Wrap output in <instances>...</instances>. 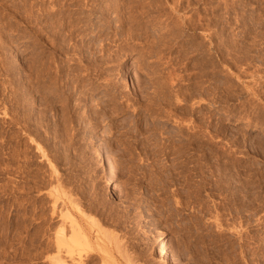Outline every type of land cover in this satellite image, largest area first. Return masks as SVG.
Instances as JSON below:
<instances>
[{
    "label": "rangeland",
    "instance_id": "obj_1",
    "mask_svg": "<svg viewBox=\"0 0 264 264\" xmlns=\"http://www.w3.org/2000/svg\"><path fill=\"white\" fill-rule=\"evenodd\" d=\"M75 219L90 264H264V0H0V264Z\"/></svg>",
    "mask_w": 264,
    "mask_h": 264
},
{
    "label": "bare ground",
    "instance_id": "obj_2",
    "mask_svg": "<svg viewBox=\"0 0 264 264\" xmlns=\"http://www.w3.org/2000/svg\"><path fill=\"white\" fill-rule=\"evenodd\" d=\"M75 14V13H74ZM81 17V16H80ZM89 17V16H88ZM87 17V18H88ZM78 18V17H77ZM92 23V22H91ZM89 24V23H88ZM93 24V23H92ZM83 26V25H82ZM85 26V25H84ZM80 51V50H79ZM84 57V56H83ZM82 58V57H81ZM80 62V61H79ZM130 64V63H129ZM81 65V64H80ZM89 65V64H88ZM125 66V65H124ZM123 66V67H124ZM86 67V66H85ZM84 67V68H85ZM126 67V66H125ZM129 68V67H128ZM127 67H126V71H125V69H124V71H125V73H127V72H130V70L128 69ZM120 70V69H119ZM104 73V72H103ZM119 73V72H118ZM122 73H124V72H122ZM100 74V73H99ZM128 74V73H127ZM131 74H132V72H131ZM130 74V76H132ZM71 75V74H70ZM81 75V74H80ZM113 75V74H112ZM120 76H121V74H119ZM124 75V74H123ZM114 76V75H113ZM127 76V75H126ZM115 77H116V75H115ZM114 77V78H115ZM118 77V76H117ZM126 78V77H125ZM116 79H119V77L118 78H116ZM131 79H132V77H131ZM81 80V79H80ZM133 80V79H132ZM132 84H134V83H132ZM133 87H135V84L134 85H132ZM129 88V87H128ZM137 87H135V88H133V89H136ZM20 121V120H19ZM102 146H103V144H101ZM105 145V144H104ZM101 146V147H102ZM106 147V146H105ZM100 152H101V154H100ZM99 156H100V159H101V161H102V167H103V170H104V174H105V178H104V180H106V186H108L109 187V193L110 192H113L114 194H118V196L120 197L121 196V191L119 190V189H117V187L115 186V183H114V180H115V178L114 177H116L115 175V168H116V165H115V161H113V159H111L108 155H107V153H106V150H105V148H104V146L102 147V150H100L99 151ZM99 159V160H100ZM58 174V173H57ZM62 175V174H61ZM60 178V177H59ZM64 179V178H63ZM58 180V179H57ZM56 180V181H57ZM45 181V180H44ZM45 184H47L46 182H44ZM65 184V183H64ZM62 186V185H61ZM22 188V187H21ZM63 189L62 190H64L65 191V189H64V186L62 187ZM66 190H67V188H66ZM59 192V191H58ZM57 192V193H58ZM49 193H51V192H49ZM66 193V192H65ZM68 193V192H67ZM66 193V194H67ZM104 193V192H103ZM112 193V194H113ZM63 194H64V192H63ZM66 194H65V196H66ZM111 194V193H110ZM9 195V194H8ZM50 195V194H49ZM51 195H52V193H51ZM49 196V198L50 197H53L54 195H52V196ZM70 196V195H69ZM117 196V195H116ZM54 197H56V196H54ZM68 197V196H67ZM73 198H74V196H72ZM122 197V196H121ZM57 199L56 200H58V197H56ZM77 198V197H76ZM107 198V197H106ZM79 200V199H78ZM74 201H76V200H74ZM77 202V201H76ZM8 204V203H7ZM70 204H71V202H70ZM85 204V203H84ZM78 205V204H77ZM54 206H55V204H54ZM57 206V205H56ZM73 206V205H72ZM76 206V205H75ZM89 206V205H88ZM87 206V207H88ZM10 207V206H9ZM80 207V206H79ZM94 207V206H93ZM96 207V206H95ZM107 207V206H106ZM13 208V207H12ZM21 208V207H20ZM91 208V207H90ZM6 209V208H5ZM59 210V209H58ZM66 210H68V209H66ZM78 210L82 213V215H83V218L85 219V221H86V218L88 219V215H86V213L83 211V209H82V207H80V208H78ZM92 210H94V209H92ZM9 211V210H8ZM60 211V210H59ZM111 211V210H110ZM117 211V210H116ZM53 212H54V210H53ZM52 212V214H55V213H53ZM12 213V212H11ZM24 213V212H23ZM62 213V212H61ZM68 213H69V211H68ZM106 213V212H105ZM13 214V213H12ZM11 214V215H12ZM66 213H64V215H65ZM95 214V213H94ZM14 215V214H13ZM18 215V214H17ZM31 215V214H30ZM81 215V216H82ZM91 215V214H90ZM116 215V214H115ZM127 215V214H126ZM68 217L69 218V216H68V214L67 215H65V217ZM72 216V215H71ZM70 216V217H71ZM90 217V216H89ZM21 218V217H20ZM19 218V219H20ZM64 218V217H63ZM67 218V219H68ZM72 218V217H71ZM82 218V219H83ZM13 219V218H12ZM27 219V218H26ZM32 219H34V217L32 218ZM66 219V220H67ZM83 219V220H84ZM115 219V218H114ZM22 220V219H21ZM64 220V219H63ZM76 220V219H75ZM82 220V221H83ZM89 220V219H88ZM96 220V219H95ZM65 221V220H64ZM68 221V220H67ZM66 221V222H67ZM94 221V220H93ZM12 220H10V224L12 225ZM44 222H46V221H44ZM87 222H90V221H87ZM113 222V221H112ZM119 222V221H118ZM64 223V222H63ZM71 223V222H70ZM84 223V222H83ZM100 223V222H99ZM8 224V223H7ZM49 224V223H48ZM67 224V223H66ZM85 224V223H84ZM96 224V223H95ZM105 224V223H104ZM26 225V224H25ZM37 225H38V223H37ZM43 225V224H42ZM41 225V226H42ZM71 225V224H70ZM93 225V224H92ZM7 226V225H6ZM20 226V225H19ZM40 226V225H39ZM72 226H73V228H72ZM72 226H71V228L73 229V232L70 234L71 236H70V242L72 243V246L70 245V259H71V263L70 264H90V261L88 260V258L90 257V255H92L91 254V252H93L94 251V249L96 250L97 248H95V246H94V244H93V242H92V240H91V238L89 237V233H87L88 231L85 229V227L83 226V225H81L77 220L76 221H73V224H72ZM95 226V225H94ZM118 226H119V224H118ZM64 227V226H63ZM59 228L61 231H59V232H61L63 235H64V233H65V227L64 228ZM68 227V226H67ZM66 227V228H67ZM103 227V226H102ZM69 228V227H68ZM18 229V228H17ZM71 229V230H72ZM105 229V228H104ZM108 229H109V227H108ZM56 230H57V228H56ZM101 230V229H100ZM113 230V229H112ZM8 231V230H7ZM7 231H6V233H7ZM10 231H11V229H10ZM58 231V230H57ZM107 231V230H106ZM2 232V231H1ZM17 232H19V231H17ZM50 232V231H49ZM68 232V231H67ZM108 232V231H107ZM112 232V231H111ZM5 233V234H6ZM26 233V232H25ZM30 233V232H29ZM39 233V232H38ZM96 233V232H95ZM99 234V233H98ZM8 235V234H7ZM26 235V234H25ZM100 235V234H99ZM104 235V234H103ZM1 236V235H0ZM113 236V235H112ZM169 236V235H168ZM62 237V236H61ZM61 237H59V238H61ZM158 237V236H157ZM4 238V237H3ZM19 238H23V237H19ZM64 238V239H63ZM62 238V240H65L66 241V239H65V237H63ZM92 238H93V236H92ZM96 238L98 239V237L96 236ZM167 238V237H166ZM47 239V238H46ZM50 239V238H49ZM58 239V238H57ZM97 239H95L94 241H96ZM28 240V239H27ZM30 240V239H29ZM59 240V239H58ZM61 240V239H60ZM59 240V241H60ZM62 240H61V242H62ZM99 240V239H98ZM97 240V241H98ZM116 240V239H115ZM118 240V239H117ZM162 240V239H161ZM167 240H168V238H167ZM32 241V240H31ZM35 241V240H34ZM33 241V242H34ZM57 241V240H56ZM100 241V240H99ZM103 241V240H102ZM110 241H111V239H110ZM127 241V240H126ZM9 242V241H8ZM7 242V243H8ZM26 242V241H25ZM41 242V241H40ZM50 242V243H49ZM48 242V244L46 245V246H53L52 244L54 243L53 242V240L51 241H49ZM61 242H56V243H61ZM143 242V241H142ZM146 242V241H145ZM168 242V241H167ZM167 242H162L161 243V245H159V247H157V249H155V251H154V256H156L155 258L153 257V255H152V257L154 258V259H157V260H163V261H165V262H168L170 259H171V257H170V254H169V251H168V246H167ZM5 244H6V241L4 242ZM11 243V242H10ZM28 243V242H27ZM56 243L54 244V245H56ZM99 243V242H98ZM117 243V242H116ZM118 243H120V242H118ZM9 244V243H8ZM24 244V243H23ZM22 244V245H23ZM58 244V246H60ZM107 244V243H106ZM12 245V244H11ZM27 245V244H26ZM25 245V246H26ZM100 245V244H99ZM109 245V244H108ZM170 245V244H169ZM9 246V245H8ZM30 246V245H29ZM102 246V245H101ZM111 246H112V244H111ZM124 247H125V244L123 245ZM171 246V245H170ZM12 247V246H11ZM19 247V246H18ZM40 247H42V246H40ZM50 247V248H51ZM118 249H119V244H118ZM121 247V246H120ZM124 247L122 248L123 250V256H121V257H124V259L127 261V263L128 264H134V261H136V260H134L133 259V257H131L132 255L131 254H129V250H126V247H125V249H124ZM133 247V246H132ZM132 247H131V249H132ZM21 248V247H20ZM55 248V247H54ZM58 248H60V247H58ZM106 249L108 248V247H105ZM128 248V247H127ZM145 248V247H144ZM147 248V247H146ZM155 248V247H154ZM105 249V250H106ZM18 250V249H17ZM49 250V249H48ZM59 250V249H58ZM61 250V249H60ZM59 250V251H60ZM98 250V249H97ZM104 250V249H103ZM102 249H101V251H103ZM134 250V249H133ZM37 251V250H36ZM46 251V250H45ZM110 251V249L109 250H106V252H105V255H103L104 256V259H103V261H101L102 262V264H127L126 262H124V263H122V262H118L117 260H116V258L115 257H113V255L114 254H108V252ZM121 251V252H122ZM128 251V252H127ZM153 250H152V248H151V252H152ZM131 252V251H130ZM135 252V251H134ZM151 252H150V254H151ZM171 252V251H170ZM24 253V252H23ZM101 253V252H100ZM65 254V253H64ZM121 254V255H122ZM153 254V253H152ZM29 255V254H28ZM30 255H31V253H30ZM44 255H45V253H44ZM62 255V254H61ZM66 255V254H65ZM68 255V254H67ZM34 256V255H33ZM45 256H47V254L45 255ZM50 257H48L49 259H51V260H49V261H51V264H58V262H61L60 264H68V263H66L67 261V259L63 262V260H61V258H60V256H59V258H60V260H59V258L57 257L56 258V256L54 255V256H51V255H49ZM69 256V255H68ZM103 256H102V258H103ZM42 257V256H41ZM53 257H55V258H53ZM64 257V256H63ZM106 257V258H105ZM150 257H151V255H150ZM36 258V257H35ZM47 258V257H46ZM47 258V259H48ZM91 258H92V256H91ZM115 258V259H114ZM55 261H54V260ZM56 259H58V261L56 260ZM93 259V258H92ZM101 259V258H100ZM153 259V260H154ZM12 260V259H11ZM32 260V259H31ZM41 260H42V258H41ZM140 260V259H139ZM174 260V259H173ZM44 261V260H43ZM94 261V260H93ZM113 261V262H112ZM122 261H124V260H122ZM171 261V260H170ZM148 262V261H147ZM94 263V262H93ZM95 263H97V262H95ZM94 263V264H95ZM136 263V262H135ZM142 263V262H141ZM136 264H138V263H136ZM148 264V263H147ZM170 264V263H169ZM173 264H174V262H173Z\"/></svg>",
    "mask_w": 264,
    "mask_h": 264
}]
</instances>
